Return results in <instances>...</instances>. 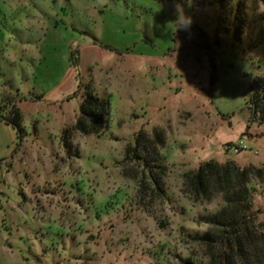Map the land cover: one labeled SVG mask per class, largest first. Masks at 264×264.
Masks as SVG:
<instances>
[{"label":"rangeland","instance_id":"rangeland-1","mask_svg":"<svg viewBox=\"0 0 264 264\" xmlns=\"http://www.w3.org/2000/svg\"><path fill=\"white\" fill-rule=\"evenodd\" d=\"M256 81L264 100V0H0V264H214L200 238L223 195L186 179L208 161L264 173ZM89 92L109 104L100 134L73 129ZM139 135L163 138L138 147L160 168L134 158ZM248 188L264 225V178Z\"/></svg>","mask_w":264,"mask_h":264},{"label":"trees","instance_id":"trees-1","mask_svg":"<svg viewBox=\"0 0 264 264\" xmlns=\"http://www.w3.org/2000/svg\"><path fill=\"white\" fill-rule=\"evenodd\" d=\"M99 44L107 50H112L109 46ZM256 86H261V83L256 81L252 84L248 109L251 112L252 122L258 120L259 124H264V100L258 101L255 97L257 95L253 94L256 91ZM79 113L73 129L83 135L100 134L105 129L108 120V101L89 92L80 105ZM7 123L13 125L19 132L23 131L21 116L17 110L7 118ZM139 137L132 149L134 158L141 160L147 169L158 168L159 159L155 157V163H150L149 160L143 159L139 155L138 147L140 141L146 140L149 144H157L162 143L163 138L155 135L153 141V139L149 140L142 135ZM68 138H70L69 130L64 132V142L67 147H69ZM262 173L260 168L250 167V169L240 170L232 163L220 166L213 161H208L201 164L194 174L187 177V186L195 199H209L211 189H216L223 195L225 206L205 220L206 224L216 229L215 232H207L200 238L209 247L214 244L219 246L220 254L214 264H260L264 262V225L253 222V219L262 212L258 210L254 213L250 212L251 192L248 188L249 178L252 174L256 176L257 180H261L264 178V173ZM151 179L159 188L156 177L153 176Z\"/></svg>","mask_w":264,"mask_h":264},{"label":"clouds","instance_id":"clouds-1","mask_svg":"<svg viewBox=\"0 0 264 264\" xmlns=\"http://www.w3.org/2000/svg\"><path fill=\"white\" fill-rule=\"evenodd\" d=\"M187 4L189 7H191L192 0H187ZM174 7L176 13V20L174 21V33L178 31H189L193 23L192 17L185 14L184 7L181 3H175Z\"/></svg>","mask_w":264,"mask_h":264},{"label":"built area","instance_id":"built-area-1","mask_svg":"<svg viewBox=\"0 0 264 264\" xmlns=\"http://www.w3.org/2000/svg\"><path fill=\"white\" fill-rule=\"evenodd\" d=\"M230 149H233L234 153H239L240 151L246 149L243 143H240L238 146H230Z\"/></svg>","mask_w":264,"mask_h":264}]
</instances>
